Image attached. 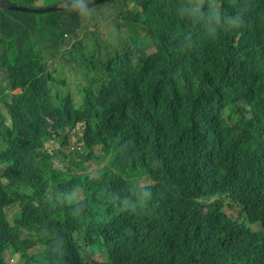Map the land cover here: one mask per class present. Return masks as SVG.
Instances as JSON below:
<instances>
[{
  "label": "trees",
  "instance_id": "16d2710c",
  "mask_svg": "<svg viewBox=\"0 0 264 264\" xmlns=\"http://www.w3.org/2000/svg\"><path fill=\"white\" fill-rule=\"evenodd\" d=\"M5 1L42 7L37 0ZM115 1L118 7L109 17L129 43L102 47L100 37L93 43L90 56L100 55L104 62V68L95 71L99 74L95 88L112 85L122 95L145 97L148 83L133 67L145 66L156 75L158 66L153 97L146 106L127 101L113 111L104 108L94 114L85 104L78 108L68 100L58 111L63 123L55 127L61 131L39 126L31 114L14 103L8 105L12 120L0 137V162L12 169L0 172V264H7L8 250L28 262V248L43 239L51 242L56 258L51 262L45 257L44 264H81L86 245L88 253L94 245H105L106 264L123 260L129 264L125 246L142 224L145 197L163 209L182 211L189 221V246L184 251L194 254L192 264H205L203 253L194 252L192 243L208 248L224 232L239 238L245 252L252 231L244 220L259 222L255 234L264 240V0ZM93 6L28 12L0 8L1 93L19 77L46 68L48 61L66 67L65 35L87 29L82 18L95 16L90 12ZM238 33L242 36L236 39ZM225 40L236 41L227 57H223L229 51ZM147 48H154L150 55ZM82 51L80 46L73 50L74 61ZM83 96L92 108L96 106L92 90L85 88ZM76 127L75 136L83 139L88 157L97 143H102L106 154L130 148L118 166L123 178L115 188L94 191L83 186V176L75 171L51 167L45 143L53 140L54 133L62 140L60 154L68 151ZM198 138L216 151L203 148L192 159L210 165L212 173L203 176L205 185L186 178L187 156ZM16 154L22 159L14 164ZM144 175L155 183L138 186L137 178ZM75 185H82L85 192L79 202L70 199ZM226 201L239 206L243 221L224 212ZM12 204H18L19 217L11 224L6 208ZM85 210L108 225L91 228ZM169 228H163L155 244L135 246V255L153 263L173 252L183 234L177 232L161 242ZM248 260L264 264V250ZM42 261L30 259L31 264Z\"/></svg>",
  "mask_w": 264,
  "mask_h": 264
},
{
  "label": "clouds",
  "instance_id": "9594fccd",
  "mask_svg": "<svg viewBox=\"0 0 264 264\" xmlns=\"http://www.w3.org/2000/svg\"><path fill=\"white\" fill-rule=\"evenodd\" d=\"M5 1V0H2ZM38 1V0H37ZM101 1H109V3H100ZM10 2V1H5ZM50 4L47 6L32 8L35 10H28V11H43V9L48 7H53L52 10H44V11H55V10H71L74 8H81L83 6L94 5L91 8V13L95 14L92 9L98 7L99 5H108L110 3L113 4L114 7H118V2L115 0H80L79 3H72V4H51V1H48ZM15 3V2H11ZM19 4V3H15ZM96 4V5H95ZM22 5V4H19ZM27 6V5H22ZM5 8L6 7H1ZM63 8V9H61ZM116 9V8H115ZM14 10V9H8ZM21 11V10H19ZM25 11V12H28ZM83 19V18H82ZM238 25V24H237ZM81 29L77 31L75 35L69 34L71 37L74 38L73 44L74 46L71 47V56L67 57L66 59V67L67 64L73 63L74 65L70 68L72 69L74 74L80 73V68L84 67L86 71L82 73L79 77L81 79H87L88 82L86 84H77L80 99L75 101L73 93L72 95L68 96L67 89L68 82L64 79H58L55 76L57 70L66 68L61 65H52L50 61L46 63V68L43 65V70L33 73L30 76H21L15 82V85L10 86V89H5L3 93L4 98L7 99L5 103H0V137L4 134L6 128L11 125L12 114L8 109V105L14 103L20 109L25 110L27 113L31 114L35 123L39 126L47 127L49 130L53 131L55 129L60 130L58 126L62 124V116L58 114L59 110L64 109V103L68 102V100H72V102L78 108L85 104L86 108L89 110V113L94 114V112H101L96 110V106L94 108L91 107L90 103L84 98L83 92L84 89L92 90L93 95L95 96V91H99L95 88L96 85V78L99 74L95 71L100 72V69H103V61L100 59V55L96 57H91L90 53L93 49V44L91 43V49H86V46L82 44V41L79 37V32ZM90 34H94V30L86 29ZM117 31V30H116ZM119 37H112L110 40H102L99 37L92 38L93 43L98 41L100 45L106 43L107 45H112L114 47H118L123 44H128L129 39L125 36H122L120 32ZM236 39L239 38V33L235 35ZM115 43H112V42ZM132 42V40H130ZM235 42L229 43V40H225V46L229 48L228 52H224L223 57L229 56L235 49ZM69 44V40L66 42L65 49L67 50V46ZM78 46L82 47V55L78 57L77 61H74L73 50ZM154 50V48H147L145 51L147 55H150ZM97 54V52H96ZM102 58H104L103 54L101 53ZM88 70L92 71V74L89 75L87 73ZM134 71H137L141 74V77L146 79L148 83L145 89V97L141 96L138 93H128L122 95L118 93L123 100L120 102L115 103L112 106H109L110 111H113L117 106H124L127 101H132L133 103L146 106L148 102L151 101L153 97V92L156 86L158 74V66L156 68L157 74L155 75L153 70L149 71L145 66L141 68V66H134ZM1 71V70H0ZM2 73V71H1ZM3 74V73H2ZM89 80H92V85H89ZM5 85V84H4ZM4 85L2 87H4ZM3 112V114H1ZM8 113L9 116V123L6 124L3 120V115ZM66 120V119H65ZM64 123H68L65 121ZM76 127L70 133L69 139V150L60 154V148H63L60 143L61 139L56 136V134H52V139L47 141L44 146V151L51 155V167L57 171H69L70 174L75 171V175H82L83 176V186L94 191L99 190H111L115 188L119 182L122 180L123 175L119 173L120 161L124 159V155L127 154L130 148L124 147L122 149L121 154H114L112 152L106 154L102 150V143H97L93 146L92 149V156L88 157L87 154L89 150L86 149L85 143L83 139L76 138L77 147L72 146L71 142V134L77 131ZM67 128H65L66 130ZM119 130L122 133H125L119 126ZM61 131V130H60ZM80 134V133H79ZM76 137V136H75ZM51 143L50 148L46 146V144ZM203 148H207V150L211 153H215L216 151L211 148L207 140L198 138L195 142V146L193 150L188 154L187 159L189 160L190 167L186 170V178L190 180H197L199 183L204 184L203 176L212 173V169L208 162L202 161L197 159L195 162H192V159L197 157L198 154L201 152ZM65 154L68 158L65 157ZM136 154V151H134ZM72 161L73 163H70ZM219 161V160H218ZM220 163V161H219ZM8 165L5 163L0 162V172H5V168ZM10 172V171H9ZM155 181L151 179L149 176L144 175L142 177L137 178V185L140 187H147L149 185H153ZM67 189L70 187V183H66ZM82 185H75L74 189L70 194V199L73 202H79L80 200L85 198V192ZM80 192L79 196H76L77 193ZM69 202V201H68ZM142 202L146 204V213L143 217L142 224L139 228L135 230L133 235L127 240L125 251L127 261L129 264H192L195 256L194 254H188L184 251L185 248L189 246V221L186 219L182 211L172 212L170 210H166L161 208L155 202L151 201L149 198L145 197ZM71 203V202H69ZM141 204V203H140ZM14 205V204H12ZM18 206V204H16ZM11 206V205H10ZM19 213V207H18ZM70 210L73 211V206H70ZM224 212L227 215H230L232 218L243 221L242 216L240 215V208L238 205L232 204L229 205L228 201L224 203ZM85 214H87V218L89 221V226L91 228H98L101 225H108L106 220H104L101 216H96L95 213L91 212L90 210H85ZM7 214V213H6ZM8 217V216H7ZM19 217V214L14 217ZM13 219V220H14ZM8 221L10 222L9 218ZM247 227L252 231L249 234V248L243 252L242 242L239 238H237L234 234L230 232H224L219 237L210 242L208 248H204L199 242L196 244L192 243L191 248L194 252H202L203 256L205 257V264H252L249 262L248 258L252 255H257L262 250H264V240L261 236L255 234L260 228L259 222H247L244 220ZM11 224L13 223L10 222ZM169 226L170 228L165 231L163 242L169 236L180 232L183 234V239L177 240L178 246L176 249L171 252L165 254L158 262L157 260L153 263L146 262L145 260L137 257L134 252L135 246L138 245H152L156 243V236H158L164 227ZM40 246L41 250L37 253L29 254L28 250L27 253L30 255V259L35 257L37 261H40L41 258L43 259L42 264H44V258L47 257L51 262H55L56 258L53 254L54 248L51 242L47 239L39 240L37 245H31L28 249ZM100 252L99 255H96L95 252ZM8 257H17L18 261L22 260L24 264H31L30 259L27 262L26 259L19 257L18 253H11L8 250L5 253V260ZM108 250L105 245L92 247V250L88 253L87 252V245L84 246V250L82 251L81 257V264H87V260H91L92 264H106L108 262ZM157 256L155 255V259ZM7 263V261H6ZM8 264V263H7ZM122 264H125L124 260Z\"/></svg>",
  "mask_w": 264,
  "mask_h": 264
},
{
  "label": "rangeland",
  "instance_id": "374dc122",
  "mask_svg": "<svg viewBox=\"0 0 264 264\" xmlns=\"http://www.w3.org/2000/svg\"><path fill=\"white\" fill-rule=\"evenodd\" d=\"M40 0L36 1L38 4L37 6H47L50 3L47 0H42L40 3ZM96 15L92 18L85 17L83 18V23L87 26L88 29L94 30V34H90L84 29H82L79 32V37L82 41V44L86 46V49H91V43L93 44L92 38L95 37H100L102 40H110L112 37H119L120 35L118 34V31L115 24L116 22L114 21L113 17H109L110 12H116L115 7L113 6L112 3L108 5H99L98 7H95L92 9ZM65 38L69 40V44L67 46V50L65 52V55L67 57L71 56V47L74 46L73 40L74 38L71 37L70 35H65ZM112 42V41H111ZM115 43V42H112ZM73 63L67 64L66 68H62L57 70L55 73V76L58 79L61 80H66L68 82L67 89L73 93L75 101H78L80 99V93L77 84H86L88 82L87 79H81L79 76L86 71L84 67L80 68V73L79 74H74L72 69L70 68L73 66ZM87 73L89 75L92 74L91 70H88ZM93 81L89 80V85H92ZM94 102L96 104V110H103L104 108H107L109 106L114 105L117 102H120L123 100V98L114 91V86L110 85L108 87H105L101 89L100 91H95V96ZM7 101L6 98H4L3 94L0 93V103H5ZM4 111H2L1 114H3ZM3 120L6 124L9 123V116L8 113H5L3 115ZM71 142L73 147H77V142H76V137L74 133L71 134ZM48 148H50L51 143L46 144ZM22 158L19 155L14 156V161L13 163L16 164L15 162L20 161ZM12 167L7 166L5 168V172L11 171ZM80 192L76 194V196H79ZM18 206L16 204L8 206L6 208V213L7 216L10 220V222L13 221L14 217H16L18 213ZM41 250L40 246H34L30 249H28L29 254L37 253L38 251ZM96 255H99L100 252H95ZM6 261L8 264H24L22 260L18 261L17 257H8L6 258Z\"/></svg>",
  "mask_w": 264,
  "mask_h": 264
},
{
  "label": "water",
  "instance_id": "95a60500",
  "mask_svg": "<svg viewBox=\"0 0 264 264\" xmlns=\"http://www.w3.org/2000/svg\"><path fill=\"white\" fill-rule=\"evenodd\" d=\"M0 6L6 7L8 9L21 10V11L35 10V9L29 8L28 6H22L19 4H15V3H11V2H5L2 0H0ZM52 9H53V7H48V8L43 9V11L44 10H52ZM61 9H63V8H61Z\"/></svg>",
  "mask_w": 264,
  "mask_h": 264
}]
</instances>
